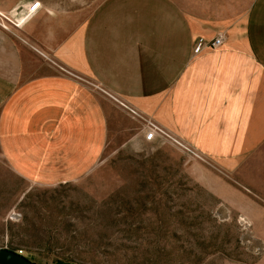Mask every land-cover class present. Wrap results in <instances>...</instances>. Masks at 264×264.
I'll use <instances>...</instances> for the list:
<instances>
[{"label":"crops","instance_id":"0c3cea01","mask_svg":"<svg viewBox=\"0 0 264 264\" xmlns=\"http://www.w3.org/2000/svg\"><path fill=\"white\" fill-rule=\"evenodd\" d=\"M261 1L0 0V140L11 169L64 180L102 159L118 116H130L85 80L209 160H247L264 145Z\"/></svg>","mask_w":264,"mask_h":264},{"label":"rangeland","instance_id":"374dc122","mask_svg":"<svg viewBox=\"0 0 264 264\" xmlns=\"http://www.w3.org/2000/svg\"><path fill=\"white\" fill-rule=\"evenodd\" d=\"M83 82L131 118L118 116L102 159L71 179L20 175L0 140V247L36 264H264V145L221 165Z\"/></svg>","mask_w":264,"mask_h":264},{"label":"water","instance_id":"95a60500","mask_svg":"<svg viewBox=\"0 0 264 264\" xmlns=\"http://www.w3.org/2000/svg\"><path fill=\"white\" fill-rule=\"evenodd\" d=\"M0 264H36L26 256L10 250L8 248L0 247Z\"/></svg>","mask_w":264,"mask_h":264},{"label":"built area","instance_id":"2783aa9c","mask_svg":"<svg viewBox=\"0 0 264 264\" xmlns=\"http://www.w3.org/2000/svg\"><path fill=\"white\" fill-rule=\"evenodd\" d=\"M223 41H224V36L223 35H219V36H217L216 38H214L212 41H211V46L212 47H218V46H220L222 43H223ZM203 42H200L197 46H196V52H199L202 48H203ZM101 90L102 91H104L107 95H109L110 97H112V98H114V99H116V100H118V98H116L114 95H112L111 93H109V91H107V90H105V88H101ZM132 112L134 113V114H138L137 112H136V110H132ZM153 126H154V124H153ZM159 129V128H158ZM159 130H161V129H159ZM162 131V130H161ZM163 133V132H162ZM165 135H167V136H169L170 137V135H168V134H166V133H164ZM171 138V137H170ZM174 138V137H173ZM174 141H176L177 143H179V144H181L183 147H185L187 150H189V151H191L192 153H194L195 152V150H193L189 145L188 146H186V145H183L181 142H179V140H177V139H175ZM241 221H242V223L243 224H249V222H248V220H247V218H245V217H241Z\"/></svg>","mask_w":264,"mask_h":264},{"label":"trees","instance_id":"16d2710c","mask_svg":"<svg viewBox=\"0 0 264 264\" xmlns=\"http://www.w3.org/2000/svg\"><path fill=\"white\" fill-rule=\"evenodd\" d=\"M56 264H82V263H73V262H64V261H57Z\"/></svg>","mask_w":264,"mask_h":264}]
</instances>
